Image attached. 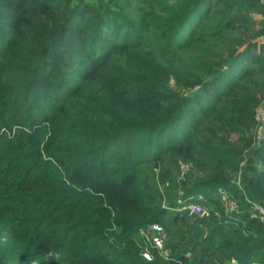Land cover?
<instances>
[{
  "label": "trees",
  "instance_id": "trees-1",
  "mask_svg": "<svg viewBox=\"0 0 264 264\" xmlns=\"http://www.w3.org/2000/svg\"><path fill=\"white\" fill-rule=\"evenodd\" d=\"M263 93L264 0H0V264H264Z\"/></svg>",
  "mask_w": 264,
  "mask_h": 264
},
{
  "label": "built area",
  "instance_id": "built-area-1",
  "mask_svg": "<svg viewBox=\"0 0 264 264\" xmlns=\"http://www.w3.org/2000/svg\"><path fill=\"white\" fill-rule=\"evenodd\" d=\"M262 99L264 102V93ZM220 193L227 201L226 205L230 209L238 207L237 202L231 197V195L226 190L220 189ZM252 207H253V211L255 212L260 222L264 224V207L258 203H253ZM182 209L185 210L190 216L195 217L197 219H204L211 215V210L205 205H202L200 203L189 202L188 204L184 205ZM141 234L143 235L146 242L150 245L151 248L158 250L160 253L164 255L166 259H168V255L164 252V245L168 240V235H167V231L163 226L159 224H152L146 230H142ZM143 256L147 260H151V254L148 251H145L143 253ZM226 264H239V262L236 259H232Z\"/></svg>",
  "mask_w": 264,
  "mask_h": 264
},
{
  "label": "rangeland",
  "instance_id": "rangeland-1",
  "mask_svg": "<svg viewBox=\"0 0 264 264\" xmlns=\"http://www.w3.org/2000/svg\"><path fill=\"white\" fill-rule=\"evenodd\" d=\"M238 206V205H237ZM238 207H235V208H229V212H233V211H236ZM143 230H146V229H143ZM141 234V233H140ZM141 237H142V241H143V244L145 245V248H151L150 245L146 242L145 238L143 237V235L141 234Z\"/></svg>",
  "mask_w": 264,
  "mask_h": 264
},
{
  "label": "clouds",
  "instance_id": "clouds-1",
  "mask_svg": "<svg viewBox=\"0 0 264 264\" xmlns=\"http://www.w3.org/2000/svg\"><path fill=\"white\" fill-rule=\"evenodd\" d=\"M49 255H53V256H55L56 254H55V253H49Z\"/></svg>",
  "mask_w": 264,
  "mask_h": 264
}]
</instances>
